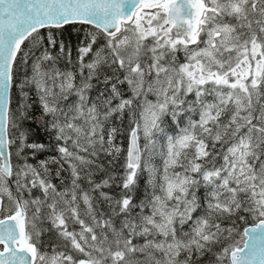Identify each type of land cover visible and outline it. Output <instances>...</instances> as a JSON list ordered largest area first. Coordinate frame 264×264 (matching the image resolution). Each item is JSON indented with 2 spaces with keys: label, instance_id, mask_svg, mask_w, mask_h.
<instances>
[{
  "label": "snow or ice",
  "instance_id": "obj_1",
  "mask_svg": "<svg viewBox=\"0 0 264 264\" xmlns=\"http://www.w3.org/2000/svg\"><path fill=\"white\" fill-rule=\"evenodd\" d=\"M0 264H264V0H0Z\"/></svg>",
  "mask_w": 264,
  "mask_h": 264
}]
</instances>
